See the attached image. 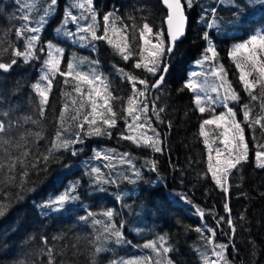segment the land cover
I'll return each mask as SVG.
<instances>
[{
	"label": "trees",
	"instance_id": "obj_1",
	"mask_svg": "<svg viewBox=\"0 0 264 264\" xmlns=\"http://www.w3.org/2000/svg\"><path fill=\"white\" fill-rule=\"evenodd\" d=\"M28 2L0 0V47L8 48L0 56V62L8 63L14 58L11 45L23 50L24 38H17L15 30L25 23L21 17L29 14L24 7ZM238 2L243 4V0ZM50 3L51 0H35V16L27 23H32L46 6L48 9ZM71 3L72 0H57L55 10L46 17V23L38 34L40 39L36 48L45 47L48 42L63 48L61 71L67 70V62L73 56L87 58L89 62L98 61L96 65L83 63L78 70L89 71L95 67L111 82L113 95L124 101L131 95L132 86L118 69L123 68L125 72L146 80L149 85L154 82L159 73L154 76L143 68H134L135 57L123 60L105 41L81 42L77 37L58 33L56 29L63 25L65 11ZM93 6L99 24L104 14L113 12L130 26V33L131 25L135 24L137 36L145 20L153 26L154 32L163 31L164 11L158 0H93ZM212 8H216V16L222 21L221 31L207 28V23L214 18ZM234 11V7L224 6L220 0H194L192 7L185 8V35L162 61L169 66L164 83L155 91L149 87L145 97L140 98L148 104V111L143 114L141 122L148 120L159 133L160 152L123 139L121 134L129 133L125 120L118 119L116 127L110 130V136H87L81 132L82 143H76L69 149L61 148L44 161L42 156L48 154L60 127L59 117L64 104L76 98L72 84H66V77L59 74L53 78L48 104L41 116L40 97L33 85L47 83L41 81L45 52L38 53L35 48L37 58L25 63L22 57H15L17 64L8 71L0 70V113L8 112L12 120L19 121V131L41 132L43 137L31 146L33 156L41 158L35 168L29 169L27 177H21L19 170L14 173L16 178L12 183L0 176V203L10 205L9 211L0 217V264H48L47 249L50 247L54 249L56 260H63L64 264H92L93 259L96 264H110L114 260L138 257H150L149 264H157V261L167 264L168 260L172 264H204L205 254L209 259H216L211 252L215 244H229L225 255L231 264H264V168L257 167L255 158V146L264 144V132L259 126L254 131L245 127L250 149L248 160L231 170L226 181L229 189L226 193L208 171L209 155L213 157L222 143V136H219L221 128L205 126L208 133V144H205L206 138L200 135V125L207 118L195 107L191 91L184 89V82L190 75L187 71L191 70L192 63L202 58L207 47L203 39L207 31L217 45L218 62L223 65L227 79L240 95V101L230 105L239 110L238 117L243 121L242 105L248 104L250 98L239 76L237 78L235 63L228 53L230 45L264 28V16L256 12L243 29L230 32L228 30L233 28L226 22L232 19ZM72 12L76 15L78 11L72 9ZM29 27L32 26L29 24ZM70 32L76 31L71 29ZM214 36L220 38L215 40ZM162 38L167 46L164 35ZM221 46H225V50ZM201 66L198 73L206 71L207 67ZM211 80L208 79L209 85L214 83ZM137 88L143 89L144 86L137 83ZM65 92L72 93V97H66ZM209 95L215 97L216 93L209 91ZM153 105L157 111L164 109L159 113V120ZM124 106L119 104L117 110ZM252 106V115H258L259 102H252ZM25 117H31L38 123L25 122ZM0 119L8 118L0 115ZM75 131L73 127L72 133ZM69 135L74 138L71 133ZM148 135L153 133L149 130ZM73 149L76 155L72 154ZM109 150H115L110 153L114 159L94 158L97 152L108 153ZM124 153L129 154L125 159L130 158L131 164L120 161ZM152 161L156 164L155 170L149 163ZM109 164L113 167H108ZM93 167L100 168L104 178L116 182L94 183L95 174H88ZM136 170H139L138 177ZM77 182L73 193L79 197L77 200L67 203L59 211L41 207ZM225 203L231 209L235 233L226 222L229 213L225 211ZM109 209L114 213L112 218L103 215ZM89 211L96 215L81 220L80 217L86 216ZM200 212L204 213L203 216ZM94 219L102 221V224L94 225ZM111 223L118 228L123 225L120 228L123 243L117 244L114 237L104 240V236L108 235L104 232V225ZM198 227L203 231H196ZM208 229L215 230L212 246L203 238L211 235ZM98 235L100 240L96 239ZM159 236L166 237L163 246L170 249L168 253H157L144 247L148 241L157 240ZM97 246L104 247L106 251L96 254Z\"/></svg>",
	"mask_w": 264,
	"mask_h": 264
},
{
	"label": "snow or ice",
	"instance_id": "obj_2",
	"mask_svg": "<svg viewBox=\"0 0 264 264\" xmlns=\"http://www.w3.org/2000/svg\"><path fill=\"white\" fill-rule=\"evenodd\" d=\"M220 2H226L229 7L236 9L232 14V19L226 22L229 27L236 30L243 29L256 12H260L264 16V0H243V4L239 3L238 0H220ZM17 3H20V0H17ZM163 3L167 7V16L165 18L167 35L169 37L167 46H165L162 38L164 35L163 31L158 30L154 32L153 26L146 20L139 27V34L137 36V26L135 24L131 25L130 33V26L124 24L122 18L116 16L113 12L103 15L102 34L98 35L97 32L100 24L97 19V12L93 6V0H72V3L65 11L63 25H67L69 21L77 24L76 32L66 31L61 27L56 29L58 33L63 31L64 35L77 37L81 42L105 41L123 60L128 61L135 57L134 68H143L154 76L159 73V78L155 83L149 85L146 80L140 79L132 73L125 72L123 68L118 69L120 75L131 83L132 86L131 95L124 101L123 98L113 95L111 82L103 73L97 71L95 67H91L89 71L78 70L83 63L96 65L98 61L89 62L87 58L73 56L67 62V70L61 71L60 65L64 49L48 42V56L44 60L46 71L41 76V81H46L47 83L42 84L41 82H37L33 85L40 97V115H44L45 106L48 104V95L52 89L53 78L57 74L66 77V84H72L73 93L76 94V98H71L70 103L64 104L59 117L60 127L56 131L48 154L42 156L44 161H48L61 148L69 149L76 143H82L81 132H84L87 136H110V130L116 127L118 119L125 120L129 133L128 135L122 133L123 139L130 140L138 146L152 148L156 152L162 151L159 133L156 132L148 120L141 122L143 114L148 111V104L146 100H141L140 98L145 97L149 87L159 89L164 83L165 74L169 71V66L166 63H162V61L167 53L173 51L175 42L184 35L187 21L185 6L192 7L194 0H183V2L182 0H163ZM56 4L57 0H51L48 9L45 10L44 15L38 21L39 27H29L27 23L30 20L29 14H24L21 17L25 23L15 30V34L17 38H24L23 50L11 45L12 56L14 58L8 63L0 62V70L8 71L13 65L17 64L15 57H22L25 63L37 58L35 48L36 43L40 39L38 33L46 23V17L55 10L54 6ZM24 7L30 13L35 8V0H32L31 3H25ZM72 9L81 10L79 16L73 15ZM211 13L214 18L207 23V28H215L221 31L222 25L220 19L216 16V8H212ZM80 21L87 22L80 24ZM25 33L35 34L26 36ZM80 33H83V35H78ZM203 39L207 42V47L202 53V58L195 63L203 65L207 62L209 69L203 73L191 72L184 84V89H188L194 93V103L197 105L199 112L209 113V118L204 119L200 125V135L206 138L205 144H208V133L205 131V126L216 125L217 128H223L219 136L223 137L224 149L223 151L219 148L216 149L215 165L212 163L211 155H209L208 171L211 172L216 184L227 193L229 189L226 186V181L231 170L236 169L241 162L248 160L250 149L245 136V127L254 131L255 127L259 126L261 131L264 132V28L256 30L247 39L234 44L228 53L239 72V80L244 91L250 98L248 104L242 105L243 121L237 119V111L229 106V102H239L240 95L232 87L231 81L227 79V72L224 70L223 65L218 62L219 53L209 32H204ZM140 41L143 43H139ZM43 50V48L40 49V51ZM7 51L8 48L0 47V56ZM209 77L214 81L211 85L208 83ZM137 83L143 85L144 88H137ZM221 90L223 91L221 92ZM209 91L216 93V96L209 95ZM257 91L259 94H257ZM64 95L72 97V93L65 92ZM252 102H259L260 113L256 116L252 115ZM119 104H125L126 106L118 111L117 107ZM216 104L223 105L226 111L216 114ZM153 111L159 120V113L163 112L164 109L160 108L157 111L155 105H153ZM0 115L8 118L7 120L0 119V176H3L7 182L12 183L15 181L16 177L14 173L17 170H19L21 177H27L29 169L36 167V163L41 157L33 156L31 146L36 140L43 137L41 132L19 131L21 127L19 121L12 120L8 112L0 113ZM24 121H31L33 124L38 123V121L32 120L31 117H25ZM73 127L76 129L74 133H72ZM149 130L153 135H148ZM70 133L74 138H71ZM252 139L255 140V136ZM114 151L109 150L108 153L97 152L94 158L112 160L115 157L110 153ZM72 154H77L75 149L72 150ZM30 156H33L32 160H29ZM128 156V153L122 154L120 161L131 164L130 158L125 159ZM255 158L257 167L264 168V144H256ZM149 163H151L153 170H155V162ZM107 166L113 167L111 164ZM88 174H95L94 183L116 182L115 180L104 178L101 169L98 167L91 168ZM135 174L138 177L139 170H136ZM125 179H128V177H125ZM77 185L78 182L71 185L69 189L59 196L47 201L41 207L49 208L52 211L64 209L67 203L79 198L73 194ZM9 208L10 205L0 203V217H3L9 211ZM224 208L229 213L226 222L232 226L231 230L235 233L236 229L231 218V209L227 203H225ZM203 214V212H200L201 216ZM95 215V213L89 211L86 216H81L80 219L87 220L89 217H94ZM103 215L112 218L114 213L109 209ZM220 219L224 220V217ZM241 219H243V216H241ZM93 224H102V221L94 219ZM122 227L123 225L121 224L118 228L115 223L104 225V232L108 233V235L104 236V240H110L114 237L117 244L123 243V233L120 230ZM196 231L202 232L203 229L198 227ZM208 231L211 235L203 238L212 246L214 244L212 237L215 235V230L208 229ZM60 238L53 237V239ZM100 238L99 235L96 237L97 240H100ZM44 239L45 243H47V239ZM157 241H159V246ZM165 242L166 237L159 236L157 240L148 241L144 247L151 248L157 253L161 251L168 253L170 249L163 246ZM228 247L229 244H215L212 246L211 252L216 259H209L205 254L203 256L204 264H221V261H223V264H231L225 255ZM103 251H106L104 247L97 246L95 248L96 254ZM53 253V248L47 249L48 264H64L63 260L57 261L56 255ZM57 255H62V253H57ZM150 260V257H138L129 260H114L110 264H149ZM92 264H96L95 259L92 260ZM157 264H159V261H157ZM167 264H172V262L168 260Z\"/></svg>",
	"mask_w": 264,
	"mask_h": 264
},
{
	"label": "rangeland",
	"instance_id": "obj_3",
	"mask_svg": "<svg viewBox=\"0 0 264 264\" xmlns=\"http://www.w3.org/2000/svg\"><path fill=\"white\" fill-rule=\"evenodd\" d=\"M41 1H43V0H41ZM206 1H211V0H206ZM32 2V0H29V2L28 3H31ZM182 2H183V0H182ZM223 5L224 6H226V7H229L228 5H227V3L225 2V3H223ZM47 7V6H46ZM44 8L43 9V11L41 12V14H40V16H38L35 20H33L32 21V23H29L32 27H39V24H38V21L40 20V17L41 16H43L44 15V12H45V10H47V8ZM187 6H185V8H186ZM235 9V8H234ZM78 12H76V15L77 16H79V14H80V11L81 10H79V9H76ZM230 10H232V8L230 9ZM229 10V11H230ZM236 10V9H235ZM27 14V13H26ZM29 15H30V20L32 19V17H33V15L35 16V14L33 13V11H31L30 13H29ZM103 16L101 17V19H100V28L98 29V32H97V34L99 35V34H102V28H103ZM29 20V21H30ZM28 21V22H29ZM87 21H80V24H84V23H86ZM222 22V21H221ZM28 24V25H29ZM70 24H73L72 25V27H69V25ZM45 25V24H44ZM61 27H63V29L64 30H66V31H70L71 29H73V30H75L76 31V29H77V24H75V23H72L71 21H69V23L67 24V25H62ZM263 28V27H262ZM262 28H260V29H262ZM228 31H230V32H234L235 31V29H229ZM63 32V31H62ZM40 33V32H39ZM38 33V34H39ZM35 33H28V35H34ZM252 34V33H251ZM251 34H249V35H246L245 36V38L243 39V40H245V39H247ZM80 35H83V33H80ZM226 36H228V35H226ZM54 38H57V37H55L54 36ZM213 38H215V40H216V38H220L219 36H214ZM229 39H231V37H229ZM155 40V39H154ZM215 41H213V43H214ZM236 43H238V42H235V43H233L232 45H230V47H232L234 44H236ZM215 44V43H214ZM207 45V44H206ZM216 45V44H215ZM217 46V45H216ZM44 50V52H45V59H47V56H48V51H49V49H48V45H45V47H42ZM40 47H38V48H36V50L38 51V53H40ZM221 49H224L225 50V46H221ZM85 64V63H84ZM203 65H205L207 68H205V70L206 71H208V69H209V64L208 63H205V64H203ZM200 67H202L201 65H197L195 62L194 63H192L191 64V70H189V71H187V72H189V74L191 73V72H193V71H198V69L200 68ZM46 71V69L44 68V65H43V70H42V72H41V76L44 74V72ZM237 78H238V76H239V72H238V70H237ZM210 78V81H212L211 79V77H209ZM208 78V79H209ZM188 79H186V81H187ZM184 84H185V82H184ZM191 94L193 95V99H194V93L191 91ZM232 102H229V106L230 107H232L230 104H231ZM235 104H236V102H234ZM194 105H195V107L197 108V110H198V107H197V105L194 103ZM206 106V105H205ZM215 107H216V114H218L219 112H223V111H226V109L223 107V105H221V104H216L215 105ZM234 108V107H233ZM199 111V110H198ZM237 111V113H238V109L236 110ZM201 113V112H200ZM201 114H203L204 116H205V118H209V113L208 112H205V113H201ZM242 114V113H241ZM243 115V114H242ZM237 119L238 120H241L242 118H239L238 117V114H237ZM223 131V128L221 127V132ZM222 143H221V145H220V147H219V149H221L222 151H223V149H224V144H223V137H222ZM214 156L212 157V163L215 165V162H216V152L213 154ZM222 159V158H221Z\"/></svg>",
	"mask_w": 264,
	"mask_h": 264
},
{
	"label": "water",
	"instance_id": "obj_4",
	"mask_svg": "<svg viewBox=\"0 0 264 264\" xmlns=\"http://www.w3.org/2000/svg\"><path fill=\"white\" fill-rule=\"evenodd\" d=\"M158 2H159V4H160V6H161V8L164 10V18H163V20H162V25H163V33H164V37H165V39H166V44L168 45V41H169V37H168V35H167V24H166V16H167V7L164 5V3H163V0H158ZM185 29H186V26H185ZM184 35H185V32H184ZM184 35L182 36V37H180V39H178L176 42H178V41H180L181 39H183V37H184ZM175 42V43H176ZM174 48V47H173ZM170 53H167L166 54V56H168ZM168 65V64H167ZM159 78V75L157 76V78L154 80V82L153 83H155V81L157 80ZM152 83V84H153ZM150 90L151 91H153V90H155V88H151L150 87Z\"/></svg>",
	"mask_w": 264,
	"mask_h": 264
}]
</instances>
